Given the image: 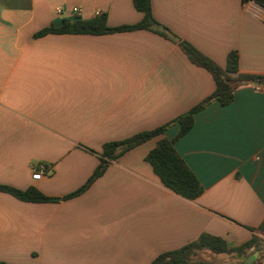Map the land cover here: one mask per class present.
<instances>
[{
	"label": "crops",
	"instance_id": "crops-1",
	"mask_svg": "<svg viewBox=\"0 0 264 264\" xmlns=\"http://www.w3.org/2000/svg\"><path fill=\"white\" fill-rule=\"evenodd\" d=\"M151 1L161 24L220 67L237 51L241 73L264 75V21L244 0ZM101 13L110 27L143 18L134 0H0V184L58 198L0 191V261L150 264L203 233L242 245L264 220V84L212 102L175 141L204 188L198 198L166 187L146 161L178 124L97 176L105 143L164 125L215 90L209 71L152 31L35 36ZM41 165L47 173L35 180Z\"/></svg>",
	"mask_w": 264,
	"mask_h": 264
},
{
	"label": "trees",
	"instance_id": "trees-1",
	"mask_svg": "<svg viewBox=\"0 0 264 264\" xmlns=\"http://www.w3.org/2000/svg\"><path fill=\"white\" fill-rule=\"evenodd\" d=\"M244 1L245 3L254 1L264 7V0ZM134 5L138 11L143 13L142 20L136 24L110 27L108 25L107 15L101 13L90 20L81 18L65 20L62 26L47 27L37 32L35 36L41 37L47 34L103 35L115 32L148 30L176 42L192 63L206 69L212 74L215 80V90L210 96L189 111L155 129L139 132L124 140L105 143L101 151V163L95 173L97 176L102 175L111 162L116 161L126 152L150 139L164 135L169 127L178 124L180 129L176 137L173 139H160L157 146L148 153L146 161L151 164L155 174L166 187L185 198L193 200L204 192V188L194 172L178 154L174 146L175 141L193 128L195 115L204 110L209 104L214 101H218L222 105L232 103L235 97V91L239 87L253 83L264 84V75L241 73L239 70V53L237 51H231L228 54L226 68L220 67L215 61L200 52L192 44L181 40L168 27L161 24L153 14L151 0H134ZM89 185L90 183L86 184L83 188L65 198H71L81 194ZM0 191L9 193L25 202H50L58 200V198L44 195L35 187L20 190L0 184ZM251 231L253 232L251 239L236 247H230L222 237L203 233L197 240L179 249L159 254L150 264H210V262L201 257L202 254L208 252L215 255H237L238 259L242 256L249 258L257 252L258 257L251 264H261L264 258V220L257 228H251ZM0 264L8 263L0 261Z\"/></svg>",
	"mask_w": 264,
	"mask_h": 264
},
{
	"label": "built area",
	"instance_id": "built-area-1",
	"mask_svg": "<svg viewBox=\"0 0 264 264\" xmlns=\"http://www.w3.org/2000/svg\"><path fill=\"white\" fill-rule=\"evenodd\" d=\"M245 10L249 14H251L253 17H255V18L259 19V20H263L264 21V7H262L261 5L255 3L254 1H250V2L245 3ZM78 11L79 10L77 8L74 9V12L75 13H78ZM57 12L58 13H61L62 12V8L61 7H58L57 8ZM46 173H47L46 166L41 165L38 168H35L34 169V172H33L32 177L35 180H39Z\"/></svg>",
	"mask_w": 264,
	"mask_h": 264
},
{
	"label": "rangeland",
	"instance_id": "rangeland-1",
	"mask_svg": "<svg viewBox=\"0 0 264 264\" xmlns=\"http://www.w3.org/2000/svg\"><path fill=\"white\" fill-rule=\"evenodd\" d=\"M201 257L210 262V264H241L242 262L234 255H215L211 253H204Z\"/></svg>",
	"mask_w": 264,
	"mask_h": 264
},
{
	"label": "water",
	"instance_id": "water-1",
	"mask_svg": "<svg viewBox=\"0 0 264 264\" xmlns=\"http://www.w3.org/2000/svg\"><path fill=\"white\" fill-rule=\"evenodd\" d=\"M237 257V255H235ZM258 257V253L255 252L254 254H252L249 258L246 257H240L239 259L242 261L241 264H251L253 261L256 260V258Z\"/></svg>",
	"mask_w": 264,
	"mask_h": 264
}]
</instances>
